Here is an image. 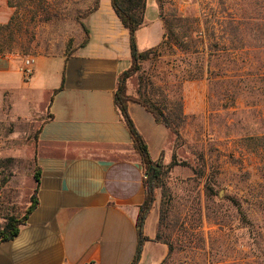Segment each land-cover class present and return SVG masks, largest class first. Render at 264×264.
<instances>
[{
  "label": "rangeland",
  "instance_id": "374dc122",
  "mask_svg": "<svg viewBox=\"0 0 264 264\" xmlns=\"http://www.w3.org/2000/svg\"><path fill=\"white\" fill-rule=\"evenodd\" d=\"M4 1L13 21L2 34L29 48L12 52L22 59L79 48L95 4L42 0L39 11ZM157 2L165 44L141 61L127 93L163 109L182 103L172 156L160 160L175 164L154 203L158 235L172 247L164 264H264V0ZM12 145L20 155L0 159V226L24 213L32 193L31 143Z\"/></svg>",
  "mask_w": 264,
  "mask_h": 264
},
{
  "label": "crops",
  "instance_id": "0c3cea01",
  "mask_svg": "<svg viewBox=\"0 0 264 264\" xmlns=\"http://www.w3.org/2000/svg\"><path fill=\"white\" fill-rule=\"evenodd\" d=\"M9 7L0 0V24ZM83 47L33 57L24 78L22 57L0 53V159L17 157L26 138L39 168L37 206L11 240L0 243V264H130L144 172L113 103L117 76L130 65L128 31L110 0L86 19ZM164 25L157 0H146L138 51L157 46ZM62 86V87H61ZM129 114L152 160L167 161L173 134L140 104ZM11 144L8 148L5 144ZM31 191L35 187L34 180ZM158 213L148 214L138 264H161L168 253L156 239Z\"/></svg>",
  "mask_w": 264,
  "mask_h": 264
},
{
  "label": "trees",
  "instance_id": "16d2710c",
  "mask_svg": "<svg viewBox=\"0 0 264 264\" xmlns=\"http://www.w3.org/2000/svg\"><path fill=\"white\" fill-rule=\"evenodd\" d=\"M10 7H15L19 10L28 7L30 8L34 3H37V10L42 11L44 9L42 0H20L17 4L13 3V0H7ZM100 0H95V4L89 8L86 12H84V16H89L92 12H94L99 5ZM110 5L116 14L117 18L124 26V28L128 31L129 36V49H130V65L127 69L120 72L117 76V86L113 92V103L118 112L121 121L126 127L130 138L132 139L134 150L138 153L140 158V164L142 166L144 172V199L138 208V213L135 221L136 227V249L133 256V259L130 264H138L141 252L144 243L148 240V238L143 234V226L145 220L150 213L151 209L154 207V203L157 198V190L163 191V179L165 174L168 172L170 168L173 167L175 161L173 160L169 165L164 166L160 160L154 161L152 160L147 144L140 134L138 129L136 128L130 114L128 111V104L130 101L136 102L144 107L148 112H150L155 121L158 124H161L168 128L170 132L176 136L178 133L173 125L174 117L180 118L183 117L182 113V103L179 100L174 103L173 106L168 107L164 106V109L159 105L154 104L147 100L146 98L140 96L133 97L127 93V80L135 74L140 69L141 61L147 59L149 54L155 53L158 49L163 47L164 40L167 34L164 32L162 41L155 47L147 49L145 51H138L136 44V31L143 25L144 21V9L146 5V0H110ZM46 11V10H44ZM47 13V11L45 12ZM13 18H10L6 24H0V53H12L15 49L25 52L29 48L19 45L17 47L12 46L13 34L9 32L6 36H3V30L8 31L11 27V23ZM84 29L86 37L81 43L80 47H83L88 39H89V30L81 25ZM180 48L186 49V45L179 44L177 45ZM212 65L211 61L206 62V69L209 70ZM203 68L201 64V69ZM216 79L210 73L209 81H213ZM62 87V86H61ZM35 163V159L33 158ZM33 180L35 183V187L29 197V205L25 209L24 213L21 216L10 215L6 218V221L2 226H0V243L4 241H8L16 237L19 231V227L23 225L28 217V215L33 211V209L37 206V191L39 184V168L34 166L33 171ZM156 239L161 241V237L156 234ZM168 247L167 257H169L172 247L165 241H162ZM165 258V259H166ZM165 259L161 262V264L165 263Z\"/></svg>",
  "mask_w": 264,
  "mask_h": 264
},
{
  "label": "built area",
  "instance_id": "2783aa9c",
  "mask_svg": "<svg viewBox=\"0 0 264 264\" xmlns=\"http://www.w3.org/2000/svg\"><path fill=\"white\" fill-rule=\"evenodd\" d=\"M33 57L24 58L22 61L21 71L24 78H30L33 72Z\"/></svg>",
  "mask_w": 264,
  "mask_h": 264
},
{
  "label": "water",
  "instance_id": "95a60500",
  "mask_svg": "<svg viewBox=\"0 0 264 264\" xmlns=\"http://www.w3.org/2000/svg\"><path fill=\"white\" fill-rule=\"evenodd\" d=\"M144 177H145V175H144Z\"/></svg>",
  "mask_w": 264,
  "mask_h": 264
}]
</instances>
